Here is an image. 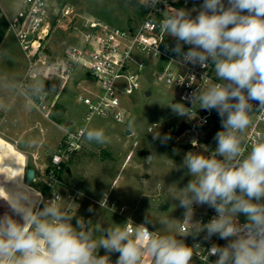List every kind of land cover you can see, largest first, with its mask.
<instances>
[{
  "label": "clouds",
  "instance_id": "9594fccd",
  "mask_svg": "<svg viewBox=\"0 0 264 264\" xmlns=\"http://www.w3.org/2000/svg\"><path fill=\"white\" fill-rule=\"evenodd\" d=\"M136 3L155 8L162 2ZM160 28L175 38L171 51L178 57L177 64L204 69L212 65L219 81L182 96L191 107L181 102L168 105L174 115L189 120L196 118L197 110H214L220 117L221 128L213 137L215 150L207 156L187 152L178 167L187 169L185 175L191 177L173 196L176 207L184 210L181 221L188 227L182 226L179 235H161L149 230L155 222L148 216L140 224L129 219L112 225L103 217L94 223L74 215L71 207L74 204L78 209L79 204L63 198L61 203L56 195L45 199L31 182H24L25 167L7 149H0V207L4 209L0 213V264H193L194 248L201 245L189 246L184 238L196 239L201 233L210 242L205 252L207 259L215 257L212 264H264V137L256 139L250 151L245 139L253 116L264 114V0H202L191 10L172 8ZM0 55L7 56V52ZM35 71L25 90L30 101L57 91L55 85L46 89L40 69L35 66ZM189 77L191 87L196 77ZM206 77L207 72L201 73L202 81ZM35 107L33 103L28 109ZM206 122L205 117L200 125ZM81 137L107 143L102 130L85 128ZM153 138L161 144L172 139L160 133ZM24 146L35 148L38 142L28 140ZM6 159L15 166L6 164ZM13 171L18 174L13 176ZM197 207L212 209L215 215L207 223L193 221ZM213 237L225 243L213 242Z\"/></svg>",
  "mask_w": 264,
  "mask_h": 264
},
{
  "label": "built area",
  "instance_id": "2783aa9c",
  "mask_svg": "<svg viewBox=\"0 0 264 264\" xmlns=\"http://www.w3.org/2000/svg\"><path fill=\"white\" fill-rule=\"evenodd\" d=\"M155 8L143 7V18L135 25L120 27L105 19L80 12L72 4L61 0H23L16 14L8 19V29L15 35L27 60V70L20 82V89H28L32 78L36 76L35 66L40 69V78L46 83V89L56 86L57 91L47 93L43 99H33L36 109L50 117L51 109L61 96L66 84L76 74H83L78 85L80 91L78 100L86 105L87 111L81 122H74L65 128L58 148L49 155V160L37 165L35 176L39 185L37 188L45 199L61 197L71 199L81 206L86 199L92 200L79 189L67 185L62 177L66 171V164L82 149L84 140L81 130L91 128L95 116H110L115 121L124 123L130 111L122 101L123 95H131L142 87L143 80L155 84H164L176 91L178 99L191 107L181 97L194 91L197 87H207L219 82L215 76L214 66L206 69L199 66L180 65L175 62L178 57L171 51L175 46V38L167 36L160 28V22L172 11V8H186L191 10L199 7L202 0H161ZM166 11L164 14L163 12ZM196 13H193L195 15ZM63 30L69 32L73 41L63 40L61 48H50L54 35ZM158 48V51L156 49ZM185 45L184 49L187 50ZM34 66L31 70L30 67ZM207 72L205 81L201 80V73ZM191 75H195V84L189 87ZM172 81V83H169ZM92 82V86H85ZM147 93V91L145 92ZM175 103V102H174ZM206 117L207 122L200 125ZM220 121V117L213 110H197L195 119L184 118L182 124L169 127L175 141L186 143L192 150H200L199 138H208L211 127ZM199 125V126H197ZM158 126L154 122L149 131ZM264 114L257 113L253 122L246 130L245 139L248 144L247 151L251 150L252 143L262 137ZM187 137H195L186 140ZM214 149L205 148V155ZM247 155V152L245 153ZM79 194V195H78ZM107 200L111 204L110 194L105 193L99 200ZM63 198V199H62ZM104 205L103 207H107ZM117 209V206H115ZM76 206L73 204L71 212ZM125 206L119 208L118 213L123 214ZM215 215L214 211L202 219L208 220ZM86 219L84 213L78 214ZM188 227L181 223V227ZM201 247L194 249V254L204 264H212L215 257L206 256L205 250L210 242L203 239L196 241Z\"/></svg>",
  "mask_w": 264,
  "mask_h": 264
},
{
  "label": "rangeland",
  "instance_id": "374dc122",
  "mask_svg": "<svg viewBox=\"0 0 264 264\" xmlns=\"http://www.w3.org/2000/svg\"><path fill=\"white\" fill-rule=\"evenodd\" d=\"M22 1L0 0L2 13L6 17H12L18 11ZM61 1L72 4L82 13L101 17L120 27L137 24L144 14L143 6H137L136 0ZM65 39L73 41L69 32L59 30L51 40L50 48L59 50ZM4 41L5 44L0 52L6 51L7 56L0 55V74L9 78L13 92L17 90L20 93L22 89H19L17 79L23 74L22 72H26L27 60L11 30L5 31ZM82 76L84 75L81 73V76L75 75L73 79L77 81ZM83 85L92 86L93 84L88 82ZM146 88L150 89L151 95L145 93ZM80 90V86H76L74 81L70 80L60 96V101L66 108V115L77 123L83 120L87 111L86 105L77 98ZM122 101L130 111L124 123L117 122L110 116H95L91 122L90 129L102 130L107 143L98 144L85 140L80 152L66 164V168H71L70 174L66 171L62 174L67 185L79 189L92 199H86L78 209H73L72 214L78 215L84 212L86 219H92L94 223L103 217L112 225L123 224L129 219L140 224L145 216H148L155 222L148 226L150 231H157L161 235H179L184 210L176 207L178 201L173 200V196L178 194V188H183L191 177L185 175L187 169L178 170V167L187 152L205 155L203 149L215 150L216 142L213 137L221 128L220 121L211 127L208 138H205L206 136L199 138L200 150H192L186 143H177L169 131V127L182 124L184 120L174 115L168 107L171 103L181 102L175 89L161 83L155 84L152 81L143 80L141 89L131 95H123ZM28 104L31 105L29 102ZM53 107L50 117L60 119L63 123L64 112L61 107L58 105ZM33 110L37 118L41 119V126L36 127L38 132L51 134L56 145L62 134L61 127L51 118L45 117L38 109L33 108ZM154 122H157L158 126L149 131V127ZM129 124L132 125V134L127 133V130H130ZM261 129L262 137H264V126ZM158 133L168 134L172 139L167 144H161L160 140L153 138V135ZM194 138L187 137L186 140ZM28 156L32 162L31 155L28 154ZM150 156L151 163L147 161ZM29 167H32L31 164L27 165L26 169ZM12 174L15 176L18 173L13 171ZM31 185L38 189L39 183L35 180L31 182ZM105 193L110 194L111 202L114 204L112 207L111 204L107 207H101L99 204V200ZM135 202V209L132 206L123 214L118 213L121 204L130 203L131 205ZM89 207L93 208V212L87 211ZM3 211L4 209L0 207V213ZM210 212L211 209L207 207H197L193 221L202 222L203 217L208 216ZM244 219L243 216L240 217L241 222H244ZM161 221H167V223L161 225ZM203 235L204 233H201L196 239L192 236L184 239L191 246L202 239ZM219 241L213 237V242L219 243ZM224 243L225 241H222V245ZM100 254H104L103 249L100 250ZM115 258V256L112 257L113 260ZM193 264L204 263L194 255Z\"/></svg>",
  "mask_w": 264,
  "mask_h": 264
},
{
  "label": "crops",
  "instance_id": "0c3cea01",
  "mask_svg": "<svg viewBox=\"0 0 264 264\" xmlns=\"http://www.w3.org/2000/svg\"><path fill=\"white\" fill-rule=\"evenodd\" d=\"M9 18L11 17H7V19ZM4 44H5V41H4V35H3L0 39V49L3 48ZM22 73L23 74H21L20 77H18L19 79H17L19 82L18 83L19 87H20V82L23 79L26 72L24 71ZM76 75L81 76L80 73ZM83 77L84 76L80 77L77 81L74 79L72 80L77 86L80 80L83 79ZM20 91H21L20 93L17 90L13 92L9 78L2 73L0 74V139L5 140L14 148V151L16 152V154L19 156L21 160L22 168L25 167V171H26L27 165H30V164L32 168L36 170L37 165H41L49 160V155L58 148L62 140L65 128L68 126H71L75 121L66 115V108L64 104L61 103L60 97H59V99L57 100L58 102H56L55 105L60 106L62 112H64L63 123L60 121V119L49 117L54 121V123L58 124L62 129V134L60 136V139L58 143H56L55 145L51 134L46 135V134H43L42 132H38L37 130L38 128L36 127L41 126V119L37 118L35 114V110H33V108L28 109V108H31L32 104L30 100L27 98L25 91L23 90H20ZM146 91L148 92L150 91V89L146 88ZM28 102L31 104L30 106ZM32 139L38 142V146L35 148H26L24 146L25 142L28 140H32ZM84 143H85V140H84ZM79 152L80 150L73 156L72 159H74L75 156ZM28 154L31 155L32 162H30V157L28 156ZM66 172L70 174L71 168L70 167L66 168ZM24 180H25V174H24ZM120 206H125L126 211H127L128 209L132 208V206L135 209L136 202L131 205L130 203H123ZM81 213L82 212L78 214H81ZM179 230H180V227H179ZM178 234H179V231H178Z\"/></svg>",
  "mask_w": 264,
  "mask_h": 264
},
{
  "label": "bare ground",
  "instance_id": "6f19581e",
  "mask_svg": "<svg viewBox=\"0 0 264 264\" xmlns=\"http://www.w3.org/2000/svg\"><path fill=\"white\" fill-rule=\"evenodd\" d=\"M0 149H7V154H10L11 156L15 157V159H16L18 165L22 167V163H21L20 158L18 157V155H17L16 152L14 151V148H13L8 142H6V141L3 140V139H0ZM0 155H3V154H0ZM5 163H7V164H9V165H11V166H15V165L13 164V162H12L11 160H8V159H6ZM30 168H31V167H30ZM26 170H27V169H26ZM35 180H37L36 176H34V178H33L30 182H33V181H35ZM37 181H38V180H37ZM24 182H25L26 184H27V183H30V182H27V181H26V171H25V181H24ZM9 186H11V185H9ZM31 186H32V185H31ZM32 187H33V186H32ZM33 188H35V187H33ZM35 189H36V188H35ZM36 190L40 192V190H38V189H36Z\"/></svg>",
  "mask_w": 264,
  "mask_h": 264
},
{
  "label": "trees",
  "instance_id": "16d2710c",
  "mask_svg": "<svg viewBox=\"0 0 264 264\" xmlns=\"http://www.w3.org/2000/svg\"><path fill=\"white\" fill-rule=\"evenodd\" d=\"M9 27V22L7 17L2 13V10L0 8V39L4 35L5 31ZM9 165V164H8Z\"/></svg>",
  "mask_w": 264,
  "mask_h": 264
},
{
  "label": "water",
  "instance_id": "95a60500",
  "mask_svg": "<svg viewBox=\"0 0 264 264\" xmlns=\"http://www.w3.org/2000/svg\"><path fill=\"white\" fill-rule=\"evenodd\" d=\"M147 94L148 95H150L151 94V92L150 91H148L147 92ZM130 132L132 133V130H127V133L128 134H130ZM32 173H34V176H35V173H36V170L34 169V168H27V170H26V181L27 182H30L31 180H30V174H32ZM160 207H164L163 205H160ZM202 223H206V221L205 220H203V222ZM218 244H221L222 245V241H219V243Z\"/></svg>",
  "mask_w": 264,
  "mask_h": 264
}]
</instances>
